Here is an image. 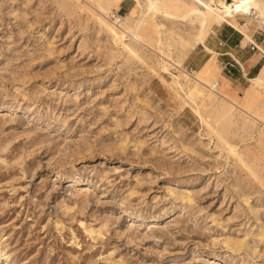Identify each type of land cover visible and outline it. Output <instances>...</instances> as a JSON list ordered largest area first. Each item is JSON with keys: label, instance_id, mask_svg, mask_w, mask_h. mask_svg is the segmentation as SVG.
I'll list each match as a JSON object with an SVG mask.
<instances>
[{"label": "rangeland", "instance_id": "obj_1", "mask_svg": "<svg viewBox=\"0 0 264 264\" xmlns=\"http://www.w3.org/2000/svg\"><path fill=\"white\" fill-rule=\"evenodd\" d=\"M202 10L0 0V264H264V73L207 49L264 14Z\"/></svg>", "mask_w": 264, "mask_h": 264}, {"label": "crops", "instance_id": "obj_2", "mask_svg": "<svg viewBox=\"0 0 264 264\" xmlns=\"http://www.w3.org/2000/svg\"><path fill=\"white\" fill-rule=\"evenodd\" d=\"M232 28L240 32L242 36H244L246 41L245 34H243L235 27ZM232 37L233 39L231 40ZM225 38H227V36ZM240 39L237 38L236 41H234V35L231 34L226 39V41H228L230 45L228 46V49L214 47V50L206 47L209 50H213V53L221 57L220 59L222 61L223 69L226 71V78L223 79L226 83V89L230 91H235L236 89L233 88L234 86L230 81L234 80V75L232 74V72L235 73V71H237L240 75L239 80L243 79L246 82H251L252 80L261 77V75L264 73V55H262L264 54V50L262 49V47H258L260 53H262L259 56L257 54H251L250 52L236 51V49L241 46L240 43L242 44L243 42ZM218 50L221 52H217Z\"/></svg>", "mask_w": 264, "mask_h": 264}, {"label": "bare ground", "instance_id": "obj_3", "mask_svg": "<svg viewBox=\"0 0 264 264\" xmlns=\"http://www.w3.org/2000/svg\"><path fill=\"white\" fill-rule=\"evenodd\" d=\"M199 4L203 10L202 11H193L192 16L202 17L203 24L207 25L209 19L207 15L215 16L220 20H224L227 17L235 20L239 17L248 19V20H258L263 17L264 14V4L261 0H233L232 5L222 4L219 8H215L212 4L203 2V0H193ZM153 5V2L150 1ZM167 18H170V15L165 13ZM172 18V17H171Z\"/></svg>", "mask_w": 264, "mask_h": 264}]
</instances>
